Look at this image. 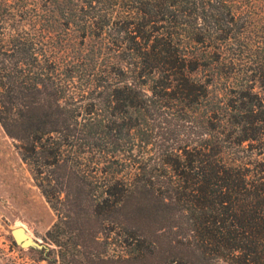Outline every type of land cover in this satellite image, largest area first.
<instances>
[{
  "label": "trees",
  "instance_id": "trees-1",
  "mask_svg": "<svg viewBox=\"0 0 264 264\" xmlns=\"http://www.w3.org/2000/svg\"><path fill=\"white\" fill-rule=\"evenodd\" d=\"M0 123L46 264H264V0H0Z\"/></svg>",
  "mask_w": 264,
  "mask_h": 264
},
{
  "label": "rangeland",
  "instance_id": "rangeland-1",
  "mask_svg": "<svg viewBox=\"0 0 264 264\" xmlns=\"http://www.w3.org/2000/svg\"><path fill=\"white\" fill-rule=\"evenodd\" d=\"M55 219L29 166L0 123V264H46L31 250L37 248L20 246L12 231L23 227L33 239L48 245L45 236Z\"/></svg>",
  "mask_w": 264,
  "mask_h": 264
},
{
  "label": "water",
  "instance_id": "water-1",
  "mask_svg": "<svg viewBox=\"0 0 264 264\" xmlns=\"http://www.w3.org/2000/svg\"><path fill=\"white\" fill-rule=\"evenodd\" d=\"M15 241L24 248L35 247L41 249L44 244L41 241L33 239V237L23 228L18 227L12 231Z\"/></svg>",
  "mask_w": 264,
  "mask_h": 264
}]
</instances>
